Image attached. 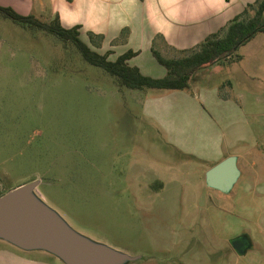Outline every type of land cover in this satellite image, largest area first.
I'll return each instance as SVG.
<instances>
[{"label": "rangeland", "instance_id": "374dc122", "mask_svg": "<svg viewBox=\"0 0 264 264\" xmlns=\"http://www.w3.org/2000/svg\"><path fill=\"white\" fill-rule=\"evenodd\" d=\"M31 11L52 19L38 5ZM237 52L244 61L213 66L192 83L260 85L264 33ZM176 92L123 86L73 43L0 15V194L40 180L41 198L74 230L142 256L126 264H264V148L231 192L209 187L213 160L201 154L215 126L192 127L188 111L177 118ZM211 114L215 123L224 117ZM239 229L252 237L244 254L232 245Z\"/></svg>", "mask_w": 264, "mask_h": 264}, {"label": "crops", "instance_id": "0c3cea01", "mask_svg": "<svg viewBox=\"0 0 264 264\" xmlns=\"http://www.w3.org/2000/svg\"><path fill=\"white\" fill-rule=\"evenodd\" d=\"M254 2L256 0H4L0 5L12 6L25 15L33 13L29 10L37 5L40 10L48 9L52 19L58 15L64 27L79 25L81 38L92 49L107 53L109 59L116 60L132 50L137 54L128 60L130 65L139 67L146 75L164 77L167 69L155 57L153 49L166 57H181L197 48L208 36L227 27ZM255 38L256 35L244 47ZM170 51L179 52V55L168 56ZM241 55L239 62L234 63L244 61L245 54ZM254 63L256 66L258 62ZM222 64H214L197 75L211 67L223 70ZM260 68L264 74V59L259 60V71ZM253 73V78L258 81L259 72L255 70ZM240 79L250 82L243 77ZM238 82L239 78H229L224 84L211 86L192 83L188 90H176L174 102L177 118L188 111L193 118L189 124L192 127L207 129L215 126V135L206 137L203 144L208 151L201 154L204 159L213 160L208 169L235 154L238 164L246 163L239 166L241 178L256 164L253 159L256 150L264 148V131L256 134V128L261 127L264 118V77L262 83L253 85V88L251 83L240 88ZM212 110L223 111L224 117L218 123L214 121ZM259 153L261 156V151ZM262 173L261 169L257 171L258 175ZM240 234L249 236L251 247L252 237L247 232L239 229L232 236ZM0 241H3L0 244V264H51L43 254L49 253L47 251L24 250L5 240Z\"/></svg>", "mask_w": 264, "mask_h": 264}, {"label": "water", "instance_id": "95a60500", "mask_svg": "<svg viewBox=\"0 0 264 264\" xmlns=\"http://www.w3.org/2000/svg\"><path fill=\"white\" fill-rule=\"evenodd\" d=\"M241 176L238 156L230 155L206 172L209 187L232 191ZM40 180L20 185L0 196V239L24 250H44L65 264H126L142 256H132L110 245L96 242L74 230L41 198ZM239 254L251 245L248 235L232 239Z\"/></svg>", "mask_w": 264, "mask_h": 264}, {"label": "trees", "instance_id": "16d2710c", "mask_svg": "<svg viewBox=\"0 0 264 264\" xmlns=\"http://www.w3.org/2000/svg\"><path fill=\"white\" fill-rule=\"evenodd\" d=\"M254 9V11H252ZM0 15L12 19L24 26L47 31L59 37L65 43H73L91 64L106 69L116 76L121 85L131 89L158 88L188 90L192 79L201 70L218 63L236 62L242 58L237 51L250 41L257 33H264V0H256L246 8L245 12L235 17L227 27L213 33L199 46L181 57H166L153 49L155 57L165 66L164 77H153L142 73L139 67L132 66L128 60L137 52L132 50L120 55L116 60L109 59L107 53H100L91 48L82 38L80 26L66 28L61 24L59 16L52 20H42L35 14H22L12 6L0 5ZM6 192L0 194L3 195Z\"/></svg>", "mask_w": 264, "mask_h": 264}, {"label": "flooded vegetation", "instance_id": "af4514ba", "mask_svg": "<svg viewBox=\"0 0 264 264\" xmlns=\"http://www.w3.org/2000/svg\"><path fill=\"white\" fill-rule=\"evenodd\" d=\"M241 235V234H240ZM247 235V234H246ZM250 247V245L247 247V248H249Z\"/></svg>", "mask_w": 264, "mask_h": 264}]
</instances>
